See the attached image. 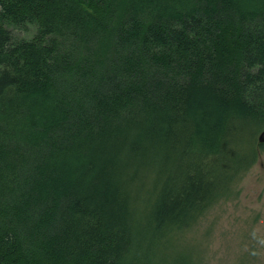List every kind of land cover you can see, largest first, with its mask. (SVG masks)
<instances>
[{"label": "trees", "instance_id": "trees-1", "mask_svg": "<svg viewBox=\"0 0 264 264\" xmlns=\"http://www.w3.org/2000/svg\"><path fill=\"white\" fill-rule=\"evenodd\" d=\"M263 130L264 0H0V264H196Z\"/></svg>", "mask_w": 264, "mask_h": 264}, {"label": "rangeland", "instance_id": "rangeland-1", "mask_svg": "<svg viewBox=\"0 0 264 264\" xmlns=\"http://www.w3.org/2000/svg\"><path fill=\"white\" fill-rule=\"evenodd\" d=\"M35 31L13 29L17 38ZM238 191L237 199L220 202L183 235L179 257L191 254L196 264H264V151Z\"/></svg>", "mask_w": 264, "mask_h": 264}, {"label": "water", "instance_id": "water-1", "mask_svg": "<svg viewBox=\"0 0 264 264\" xmlns=\"http://www.w3.org/2000/svg\"><path fill=\"white\" fill-rule=\"evenodd\" d=\"M258 139L260 143L264 142V130L259 134Z\"/></svg>", "mask_w": 264, "mask_h": 264}]
</instances>
